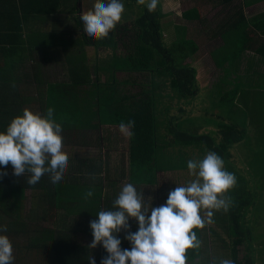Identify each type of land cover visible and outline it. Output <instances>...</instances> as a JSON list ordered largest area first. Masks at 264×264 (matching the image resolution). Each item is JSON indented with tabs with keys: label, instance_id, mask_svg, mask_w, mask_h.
Masks as SVG:
<instances>
[{
	"label": "crops",
	"instance_id": "obj_1",
	"mask_svg": "<svg viewBox=\"0 0 264 264\" xmlns=\"http://www.w3.org/2000/svg\"><path fill=\"white\" fill-rule=\"evenodd\" d=\"M243 2L238 0L234 5L223 8V20L226 17H232L236 9L243 11L246 20L264 12V0L255 1L248 7H244ZM205 4L209 10H212V6ZM173 5L177 6V0H173L170 7L172 9L168 8V11L173 10ZM65 9L66 7L60 5L51 14L31 16L23 23L24 45L5 59L11 63L6 70L0 71L2 78L0 79V106L5 109L6 121L9 122L16 115L22 114L24 108L41 114H45L48 104L58 109V115L54 117L62 125V150L68 154V168L59 184H53L50 177L45 174L37 184L29 185L28 174L15 177L11 164L6 169L0 166V173L6 172L7 175L4 177L7 180L23 187V192L16 193L13 197H9L11 195L6 192V188H2L4 191L0 194V222L10 223L9 227L7 226V232L0 235L9 237L13 254H16L19 251L17 248L22 250L23 244H26L24 236L26 224L35 225L32 234L39 235L45 229L50 230L55 235L49 238L60 237L63 239H59L60 244L69 248L70 252L62 254L56 247L54 253L62 254L60 264H90L88 261L90 256L95 258L96 264H101V259L107 256V252L102 245L94 249L88 247L93 239L90 221L97 218L96 215L100 210L112 209L113 201L119 193L116 190H121L126 183H132L138 192H143L146 201H151L152 207H159L166 203L168 193L175 189L177 183L186 185L194 177L189 175L187 161H185L181 162L180 168L174 162L171 164L175 165L173 167L163 166L161 163V169H158L159 172L155 174L156 183L153 182V176L149 174L141 175L142 177H138L139 180L137 179L136 182L129 180L133 175L128 162L130 136L121 132V123L117 119L105 117L102 120L100 117V88L113 86V81L123 79L122 73L125 71L114 70V78H109L110 72L102 69L107 65L101 62L100 58L112 56L113 51L119 56L120 52L108 46L93 47L84 44L81 29ZM168 18L165 16L162 21L164 37L168 44H172L177 40V36ZM216 25L211 27L209 39L203 41L206 47L204 55L201 56L203 52L197 46V53L187 59V61H193L192 66L197 71L198 79L206 71L205 68L201 69V64L204 62L211 63L209 66L206 65L209 68L208 73L221 68L218 70L220 75H217L218 71L215 75L209 74L210 81L206 78L200 79L201 83L205 84L214 83L217 77L226 72L225 70L223 73L222 68H226L228 63L224 66L218 64L225 58L223 53L213 60L211 56L214 52L231 42H235L236 48L242 45L231 37L230 32L226 36L224 34L225 40L213 37ZM69 33L74 38L82 39L79 48H72L69 42L65 41L68 40L66 36H69ZM237 34L239 36L240 33ZM193 40L197 42L195 38ZM213 42H215L214 46ZM254 42H256L255 46L259 45L264 51V38L257 36ZM71 50L75 52L73 61H70L68 57ZM239 57L234 64L237 71H234L231 79L238 76L242 78V82H247L249 78L254 79L255 74L259 77L264 75V57L250 50L244 51ZM2 58L3 55L0 54V63L4 61ZM59 85H61L59 89H61L63 101L60 97L48 96ZM124 87L125 84L121 88L126 92ZM7 93H9L8 96ZM262 95H264V83L248 82L241 88L237 87L232 97L239 111L261 115V118L253 122L255 132L252 135L249 131L250 120L238 123L233 119L231 122L245 131L243 139L235 143L228 150L227 158L223 159L226 164L225 169L237 178L236 185L227 193L232 200V206L229 209H236L239 212L237 223L232 225L227 219L228 211H223L224 221H220L217 215L215 219L213 215L212 223H206L203 228L193 229L200 241V247L187 250L186 264H202V261L204 264H214V261L219 258L230 259L233 240L239 241V246L236 248L239 261L248 258L251 264H264V112L261 111L259 103ZM60 103L65 106L62 107L63 109L58 106ZM171 104H176V99H173ZM258 109L259 112H256ZM76 110L81 112V118H75ZM84 115L87 117L82 119ZM259 124L263 127H259ZM159 126L160 141L167 145L166 147L159 145L163 153L168 152L173 158L180 153V157L186 155L189 159H203L207 154L202 151L200 155L191 145L177 144L172 132L166 128L164 120L159 121ZM170 126H172L171 123ZM214 132L216 134L214 140L219 141L218 128L215 127ZM104 160H107V166L103 165ZM183 164H185L184 168ZM90 174H95L96 179L93 180ZM91 179V188H89L85 185ZM2 185L6 187L8 183L5 182ZM85 187L94 193L88 199H85L86 192H82ZM27 190L28 207L24 205ZM59 204H62L61 208H58ZM41 208H46L47 211L44 221H39L37 218ZM17 212H21L20 219L17 217ZM201 214L203 216V213ZM28 219H32L33 223ZM17 222H26V224L14 226ZM129 224L131 232L138 230L137 221L130 218ZM208 224L213 226L217 233L214 238L206 233ZM13 228H16V232H12ZM125 235L126 231L123 229L117 234L122 241L121 248L130 250L131 244L124 239ZM49 238L47 241L51 242ZM48 242L47 249L45 251L41 249L39 257L29 261V264H51L45 262V260L49 262L48 254L53 252L51 250L53 244ZM24 253L26 254L25 251Z\"/></svg>",
	"mask_w": 264,
	"mask_h": 264
},
{
	"label": "trees",
	"instance_id": "obj_2",
	"mask_svg": "<svg viewBox=\"0 0 264 264\" xmlns=\"http://www.w3.org/2000/svg\"><path fill=\"white\" fill-rule=\"evenodd\" d=\"M126 1H133L136 3L141 10V14L130 22L123 24L119 22L116 28L104 39L89 37L82 31V22L79 14L75 15L74 20L78 28L81 29L84 44L93 47H112L119 51V56L124 59L125 63L123 67L118 68L114 66L115 68H113L115 71L125 70L124 73H122L124 75L123 79H116L112 82L113 86L109 88L105 86L102 89L100 98L103 100L101 103L109 109L112 115H117L116 118L112 119H117L119 123L127 124L129 120L135 122L134 127L130 129L132 135L130 136L128 162L129 167L132 168L133 175L130 176L129 180L131 182H136L141 175L149 174L153 176V182L156 183L157 176H155V174L161 169L160 165L162 163L160 152L163 150H161V147L167 146L166 143L164 144L162 140L160 141L161 138H159V121H165L166 119V116L161 112V108L164 103H172L173 99L177 100L180 97L183 98L197 94L199 89L197 84V71H195L192 65L185 64L184 61L194 53H197L198 47L197 42L193 40L194 37L192 39L181 38L176 42L177 46H175V42L172 44L167 43L164 37L162 21L165 16L169 17L170 14L163 12L160 1H158L157 8L154 12H149L146 6L139 5L137 0ZM237 1L238 0H211V6H213L212 3L214 2L216 6L227 8L234 5ZM243 1V6L248 7L255 1L263 0ZM60 5H62V0H0V54L3 55L2 60H4L0 63V71L6 70L11 63L7 62L5 59L12 56L24 45L22 37L23 23L31 16L51 14L55 12ZM181 17L188 22L201 21L202 15L200 6L185 9ZM216 27L217 28L213 31V37H219L225 40L224 34L226 36V34L230 32L232 33L231 37H234L238 42L242 43L241 46L237 47L236 51L233 50L234 52L231 51L230 55L225 56V58L218 63L219 66H223L226 63L234 65L237 58L246 50H250L264 57V51L261 50L259 45L255 46L256 42H254L257 36L264 38V12L253 16L250 20H246L243 11L241 9H236L232 17H226L224 20L221 18V21ZM237 33H240L239 36ZM179 44L186 45L189 51L186 52L184 48L177 49L178 47H182ZM126 63H129L130 67L125 65ZM0 79L2 80L1 77ZM124 84L126 92L121 88ZM59 87H61V85L54 88V92L49 93L48 96L61 98L62 93ZM107 90L110 93H108ZM8 95L9 93H7V96ZM60 100L63 101L62 98ZM58 106H61V108L65 107L61 103ZM49 107H52L51 104H48L47 108ZM4 110L5 109L0 106V131L6 130L9 124V121H6V112H4ZM57 112L58 109H54V116L58 115ZM118 114L124 117L119 119ZM76 115L75 118H81V112L79 110H76ZM168 130H170V128H168ZM171 132L177 144L189 146L192 142H198L197 145L205 148L203 149L205 153L208 151H215L222 159L227 158L228 150L235 143L240 142L245 135V131L238 128L234 123H223L222 126L218 127L220 136L219 141H215L212 137L205 134L179 132L174 129ZM159 145H161V147ZM101 156L102 155H100V157ZM188 160L186 159L185 161ZM103 165L107 166V160H104ZM173 166L171 165V167ZM180 166L181 165H179L178 168H180ZM182 166L184 168L185 164ZM1 181H3V183H1ZM8 181L9 180H7L4 175H0V194L4 191L2 188H6V192L11 195L9 197H13L16 193L23 192V187L18 183ZM5 182L8 183L6 187L2 185ZM91 182L92 179L87 182L85 186L91 188ZM87 187L83 188L82 192H87L89 190ZM61 207L62 204H59L58 208ZM45 209L46 208H41L39 211L37 217L39 221L45 220V215L47 214ZM19 215H21V212H17V217L20 219L21 217H19ZM238 217L239 212L236 209H230V214L227 215V219L230 220L232 225L233 223H237ZM28 220L33 223L32 219ZM9 223L10 222L3 221L0 222V226L6 225L9 227ZM24 224H26V222H17L14 226H24ZM34 228L35 225L26 224V233L24 234L26 237V244H23L22 250H20L21 248H17L19 251L13 254V264H29V261L31 262L33 259L36 260L41 251L47 249V239L55 235L54 232L47 229L39 235L32 234ZM12 232H16V228H13ZM3 233L5 232H0V234ZM56 238L57 239L49 238L51 242L48 243L53 244L51 249L53 252L48 254L49 262L45 260L46 263L60 264L62 254L70 252L69 248L60 244V240L63 239L60 237ZM232 243V257L230 260L233 261V264H251L248 258L240 261L238 260L236 248L239 246V241L233 240ZM56 247L60 249L62 254L60 252L54 253ZM51 257H53L52 262ZM202 262V264H204V261Z\"/></svg>",
	"mask_w": 264,
	"mask_h": 264
},
{
	"label": "clouds",
	"instance_id": "obj_3",
	"mask_svg": "<svg viewBox=\"0 0 264 264\" xmlns=\"http://www.w3.org/2000/svg\"><path fill=\"white\" fill-rule=\"evenodd\" d=\"M149 12L157 8L158 0H137ZM125 11L122 0H95L91 10L82 12L80 19L84 32L92 38L104 39L121 21ZM135 122L121 123L120 130L131 136ZM62 125L54 117V108L46 114L24 108L12 118L6 130L0 131V166L11 164L13 175L28 174L27 183L37 184L47 174L53 184H59L67 171L69 157L63 148ZM189 175L194 177L186 185L177 186L168 193L166 203L152 207L143 192L132 183L122 186L111 210H100L90 221L93 239L91 249L102 245L107 256L101 264H186V252L200 247L193 229L212 223L214 211L227 212L232 200L227 195L237 183L236 176L224 167V160L215 151H208L203 159L187 161ZM0 175H7L6 172ZM90 177L96 179L95 174ZM88 190L85 199L93 196ZM150 213V214H149ZM203 213V216L202 214ZM138 222V230L131 232L129 219ZM126 231L124 239L130 250L121 248L117 234ZM7 232V226H0ZM13 247L7 235H0V264H13ZM90 264H96L93 256ZM214 264H233L219 258Z\"/></svg>",
	"mask_w": 264,
	"mask_h": 264
},
{
	"label": "rangeland",
	"instance_id": "obj_4",
	"mask_svg": "<svg viewBox=\"0 0 264 264\" xmlns=\"http://www.w3.org/2000/svg\"><path fill=\"white\" fill-rule=\"evenodd\" d=\"M158 1L161 2L163 6V11H165L167 14H170L168 19L171 23V28L176 30L174 34H176L177 36V40L174 43L175 46H177L176 42L181 38L192 39L194 37L195 40H197V46L203 52L201 56H203L206 50L203 41L209 39L211 34L210 32L212 29L211 27L212 26L215 27V25L220 22L224 9L221 8L220 6H216V4L213 2L212 3L213 11L209 10L208 7H206L205 3H208L209 4L208 6H211V0H177V6L173 5V10L168 11V8L172 9L170 7L171 4L173 3V0H158ZM94 2L95 0H62V5L66 7L65 10L71 14V18L75 19L76 14H79L81 16L82 12L91 10ZM122 3L124 4L125 7V11L122 14V18L120 21L122 24L134 20L136 17H138L141 14L140 8L133 1L122 0ZM194 6H200L202 20L187 22L184 19H182L181 17L182 12L185 9L192 8ZM174 7L175 8L177 7V9H175ZM82 31H84L83 23H82ZM66 39L68 40L65 41H68L70 47L72 48H79L82 43V39L74 38L70 33L69 36H66ZM217 41L219 42V40ZM214 45L215 42H213V46ZM180 46L182 47H178V48L175 47V48L177 49L184 48L186 52L189 51V48L186 45H180ZM236 49L237 48L235 42H231V44L229 43L226 47L222 48L221 51L220 49L215 51L213 56L211 57L213 60H215L222 53L223 56L225 57L230 55L231 51L233 50L236 51ZM113 52H114L113 55L110 57L100 58V61L103 62L105 65H107L102 69H107L110 72L109 78L112 79H113V71H114L113 68H115L114 66L120 68L123 67L125 63L124 59H122L121 56H117L116 52L115 51ZM74 55L75 52L71 50L70 53L68 54L70 61L74 60L75 58ZM187 59L184 61V63L185 64L190 63V65H193V61H187ZM125 65L130 67L129 63H126ZM201 65H202L201 69L205 68L206 71L199 76L197 83L199 89L197 94L183 98L180 97L176 100L177 102L174 105H172L171 103L163 104L161 108V112L166 116L165 119L166 128L167 129L170 128L171 131H173L174 129L175 131H179V132H188L192 134H206L212 137L213 139H215L216 136L214 132L215 127L217 129L219 126H222L223 123H231L233 119H235V121H238V123H240L243 120L246 121L250 120L251 123L249 126V131L251 132V135L254 134L255 128L253 126V122L256 119L261 118V115L257 113H249V112L244 113L239 111V109L235 107L236 103L234 105L232 97L237 87L241 88L242 86L246 85L248 82L264 83V75L262 77H259L258 74H255L256 76L254 77V79L249 78L247 82L245 81L242 82V78L238 76L236 77L234 76V79H231V76L233 75L237 67L235 65L228 63L227 65L224 64L226 65V68H222L223 73L226 70L224 75L217 77L216 81L212 84L209 83L205 84V83H201L202 81H200V79L206 78L208 81H210L211 78L208 79V77H210L209 74L215 75V73L218 70H221V68L213 70L212 73H208L209 68L207 66L211 65V63L204 62ZM217 75H220L219 71L217 72ZM102 89L103 87L100 88L101 91ZM107 92L110 93L108 90ZM87 94L89 96V93ZM102 100L103 99L100 98V101ZM259 103H260L261 111L264 112V95H262L259 98ZM256 112H259V109L256 110ZM100 114L102 119H105L107 115L110 118L117 117V115H112L109 112V109H107V107H105L102 103L100 108ZM85 117L87 116L84 115L82 119H85ZM123 117L124 116L118 114L119 119H122ZM170 123L172 124V126H170ZM259 127H263L262 124H259ZM197 143L198 142H192L191 147L193 149H197L198 150L197 152L201 155L203 149L205 148L197 145ZM179 155L180 153L176 154L175 157L173 158L172 154L168 152L165 153H163V151L160 152L162 165L169 166L173 162L177 165H180L181 162H185L186 159L188 160V158H186V155H183V157H180ZM224 165L226 166V164ZM183 185L184 184L177 183L175 187L183 186ZM116 191L119 192L120 190H116ZM27 202H28V190L25 192V198H24V203H25L24 205L28 207ZM227 214H230V209L228 210ZM216 215L220 221L225 220V214L223 213V210L214 211V218L216 217ZM41 225L44 224L41 223ZM206 229H207L206 230L207 235L211 236L212 238H214L215 235H217L213 226L211 227V225L208 224V227Z\"/></svg>",
	"mask_w": 264,
	"mask_h": 264
}]
</instances>
